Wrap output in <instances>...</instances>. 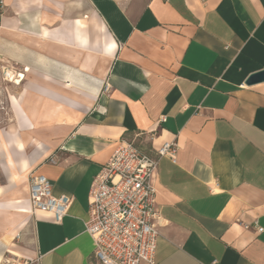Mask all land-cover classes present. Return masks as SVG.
Returning a JSON list of instances; mask_svg holds the SVG:
<instances>
[{
    "label": "crops",
    "instance_id": "0c3cea01",
    "mask_svg": "<svg viewBox=\"0 0 264 264\" xmlns=\"http://www.w3.org/2000/svg\"><path fill=\"white\" fill-rule=\"evenodd\" d=\"M4 2L0 264H99L90 188L136 136L150 155L179 147L154 180V264H264V81L247 83L264 69V0ZM32 172L72 196L61 222L18 205ZM11 205L24 217L2 226Z\"/></svg>",
    "mask_w": 264,
    "mask_h": 264
},
{
    "label": "built area",
    "instance_id": "2783aa9c",
    "mask_svg": "<svg viewBox=\"0 0 264 264\" xmlns=\"http://www.w3.org/2000/svg\"><path fill=\"white\" fill-rule=\"evenodd\" d=\"M4 8L5 2L0 0V26ZM3 78L11 80L6 69ZM165 119L163 116L161 121ZM138 141V136L122 140L90 188L86 231L94 241L93 254L99 264L155 261L159 230L154 180L159 159L163 156L176 159L179 147L175 140L165 141L156 148L155 155H150ZM29 200L32 212L50 211L61 222L73 198L67 194L54 195L51 180L32 172ZM263 229L258 226L260 232Z\"/></svg>",
    "mask_w": 264,
    "mask_h": 264
},
{
    "label": "rangeland",
    "instance_id": "374dc122",
    "mask_svg": "<svg viewBox=\"0 0 264 264\" xmlns=\"http://www.w3.org/2000/svg\"><path fill=\"white\" fill-rule=\"evenodd\" d=\"M9 72H12V75L9 74ZM8 74L10 75V79L13 80L14 78V71L13 70H8ZM4 183V182H2ZM28 185H29V181H25L24 183H21L20 186L18 187L20 192L19 194L16 196L20 199H23L25 200V202H22V203H19L18 205L20 206H23V208H28L30 213H31V208L30 207H27V200L29 199V192H28ZM11 199L10 195L8 194L5 198L2 199V201H6L8 202L9 200ZM15 208L17 207H14V206H7V211L5 212L4 215H2V226H7L9 227L10 226V223L13 221V220H18L20 221L19 219H21V217L23 218L24 216H19V215H16L13 211L15 210ZM22 208V207H20ZM16 238H19V235L16 237ZM7 258H9L10 262H6L4 264H18L20 262H22L24 260L23 257H13V256H9V254L6 255Z\"/></svg>",
    "mask_w": 264,
    "mask_h": 264
},
{
    "label": "water",
    "instance_id": "95a60500",
    "mask_svg": "<svg viewBox=\"0 0 264 264\" xmlns=\"http://www.w3.org/2000/svg\"><path fill=\"white\" fill-rule=\"evenodd\" d=\"M264 81V69L251 74L247 80L248 84Z\"/></svg>",
    "mask_w": 264,
    "mask_h": 264
},
{
    "label": "bare ground",
    "instance_id": "6f19581e",
    "mask_svg": "<svg viewBox=\"0 0 264 264\" xmlns=\"http://www.w3.org/2000/svg\"><path fill=\"white\" fill-rule=\"evenodd\" d=\"M9 74L12 75V72H9ZM10 75H9V77H10ZM15 252H16V251H15ZM0 260H1V259H0Z\"/></svg>",
    "mask_w": 264,
    "mask_h": 264
}]
</instances>
